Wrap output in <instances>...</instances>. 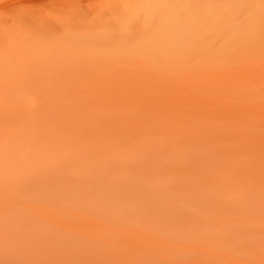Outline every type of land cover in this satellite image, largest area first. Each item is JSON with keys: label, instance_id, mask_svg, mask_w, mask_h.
Here are the masks:
<instances>
[{"label": "bare ground", "instance_id": "1", "mask_svg": "<svg viewBox=\"0 0 264 264\" xmlns=\"http://www.w3.org/2000/svg\"><path fill=\"white\" fill-rule=\"evenodd\" d=\"M0 264H264V0H0Z\"/></svg>", "mask_w": 264, "mask_h": 264}]
</instances>
